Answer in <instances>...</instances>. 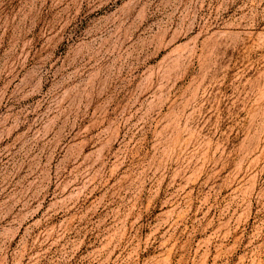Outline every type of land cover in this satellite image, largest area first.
<instances>
[{
    "label": "rangeland",
    "instance_id": "obj_1",
    "mask_svg": "<svg viewBox=\"0 0 264 264\" xmlns=\"http://www.w3.org/2000/svg\"><path fill=\"white\" fill-rule=\"evenodd\" d=\"M0 264H264V0H0Z\"/></svg>",
    "mask_w": 264,
    "mask_h": 264
}]
</instances>
